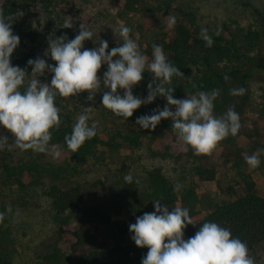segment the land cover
Wrapping results in <instances>:
<instances>
[{"label":"rangeland","instance_id":"1","mask_svg":"<svg viewBox=\"0 0 264 264\" xmlns=\"http://www.w3.org/2000/svg\"><path fill=\"white\" fill-rule=\"evenodd\" d=\"M180 4L195 13L199 29L206 28L213 34L220 32L224 24L234 29L236 25L247 27L256 18L253 9L264 14V0H53L52 9L56 14L52 16L46 14L41 2H36L29 15L37 34L35 59L39 57L55 66L56 62L45 54L49 49V40L60 36H66L67 40L74 39L81 24H85L94 33L91 40L84 41L82 51L99 47V40H106L108 45L123 42L119 34L116 36L113 31V28L120 25L132 30L130 36L136 40L140 49H147L153 44L160 45L163 40L175 35L178 25L192 26L175 10ZM248 4L253 9L245 6ZM66 24H72V27L65 28ZM248 56L252 62L241 59L236 64L243 67V73H250L251 76L243 81L240 76L231 89L243 88L245 93L230 94L231 103L226 105L227 109L234 108L240 116L241 128L232 137L244 149L252 145L264 146V72L254 67L256 55ZM31 71L28 73L31 74ZM53 75L46 71L38 79L50 84ZM87 96V92H82L66 99L58 97L57 107L60 108L61 119L70 116L74 125L84 107H92L95 110L90 114L89 124L93 120L100 121L99 130L103 131L104 139L116 135V141L121 146H99L95 150L96 154L81 166L71 156L70 150L62 149L57 144H53L55 147L51 146L47 155L38 160L40 153L16 147L12 134L0 126V136L7 137L8 145H12L10 149L7 145L0 149V213L4 217L0 220V264H63L73 242L71 236L65 237L59 233L61 220L49 206L43 192H39L40 186L21 188L4 170V164L17 168L22 164L36 162L38 170L46 169L43 171V175H46L43 180L47 184L51 181L65 187L79 186L85 193V206H99L104 215L123 223L132 217L134 204L131 203V195L135 190L141 191L147 174L153 168H160L174 181L175 186L181 185L180 189L190 184L191 173L187 166L174 159L155 155L151 133L141 129L136 122L119 120L105 114L100 100L101 91L91 101ZM187 96L191 95L177 99H186ZM131 131L139 135L134 144L125 140ZM251 135H256L254 142L250 140ZM226 139L223 144H226ZM56 152L60 153L59 156L55 155ZM225 152L223 148L216 149L207 158L208 165L215 166L220 174L219 181L203 185L206 199L213 202H230L244 194L239 176L225 162ZM230 160L232 163L235 161L234 157ZM245 167L255 184L256 194L263 197L264 171L248 165ZM129 173L133 177L132 188L124 180V176ZM33 183L40 185L35 181ZM232 187L233 195H228L227 190ZM117 212L122 215H116ZM145 212L152 213L153 210L147 207ZM112 232L109 227L99 224V230L86 233V241L91 248L120 242ZM254 259L256 264H264V243L256 248Z\"/></svg>","mask_w":264,"mask_h":264},{"label":"trees","instance_id":"2","mask_svg":"<svg viewBox=\"0 0 264 264\" xmlns=\"http://www.w3.org/2000/svg\"><path fill=\"white\" fill-rule=\"evenodd\" d=\"M36 2L43 4L46 14H49L48 16L56 14L52 9L53 0H0V12L10 19L13 34L18 35L20 39L18 47L10 57L11 64L26 69L27 72L32 70L27 63L28 60H34L36 57L37 34L34 32L32 21L29 19L32 6ZM245 6L253 9L249 4ZM175 10L185 17L192 26L178 25L175 35L160 43L170 62L184 74L181 77L174 76L171 85H166V87L170 86L175 89L173 92L175 99L184 95H195L201 91L210 92L213 89H219L220 94L214 101V114L219 117L228 111L226 105L231 103V89L237 78L241 76L243 81L251 76L250 73H243V67L237 65L236 62L241 59L252 62V58L248 55L255 54L254 67L264 72V14L253 9L256 18L247 27L236 25L234 29L231 25L224 24L219 35L208 32L214 43L211 47H207L206 42L201 38V29L196 24L195 13L188 11L181 4ZM122 43L109 44L108 51ZM140 50L151 59L152 46ZM118 58L115 57L114 59ZM105 71H107L106 64L102 65L98 72L101 79ZM226 75L229 77L227 80H225ZM143 77V80L132 89L133 95L140 99H146L148 84L154 80L153 74L148 71L143 73ZM155 86L154 83L153 87ZM105 91H110V89L102 86L101 102ZM118 91L123 95V89ZM55 103L56 105L59 104L58 97ZM166 105V98L157 96L153 102L142 104L127 120L115 116L103 106L102 109L105 114L119 120L136 122L138 117L151 115L154 110H162ZM169 107L170 110L175 111L174 106ZM61 120L62 123L59 128L51 130L52 139L49 147L57 144L66 150L68 148L64 137L71 134L73 125L70 116H63ZM171 123V119H162L155 130L151 128L141 129L151 133L152 150L155 155L174 159L177 163L187 166L191 173L190 184L179 189V191H174V181L160 168H153L147 174L141 191L135 190L131 195V203L134 204L131 210L132 217L124 223L104 215L99 206H85V193L79 186L65 187L51 181L47 184L43 180L46 176L43 175V171L46 169L38 170L39 166L36 162L22 164L17 168L3 165L7 174L21 188L25 189L32 185L40 186L39 192H43L42 194L49 202V206L61 220L59 233L65 237L69 235L73 239L70 254L63 264H141L148 248L136 246L132 239L134 233L129 231V225L134 224L137 217L143 216L147 207H150L154 212L155 200H159L162 206L167 205L169 211H172V207L175 206L185 207L189 210L193 224L187 225L184 229L185 240L194 236L203 223L216 222L222 227L229 228L233 237L245 241L250 255L255 257L256 248L264 243V196L260 197L256 194L255 184L245 167L247 163L242 154H257L261 161L257 169L264 171V153L258 151L264 149V146L252 145L249 149H244L237 145L231 135L227 137L226 144H223V141L219 144L217 149L223 148L226 151L224 153L225 162L239 176L244 194L230 202H213L206 199L203 185L204 183L219 181L218 170L215 166L208 165V155H195L190 148L185 151L184 146L173 132ZM102 132L98 128L97 135L87 140L77 152L70 151L78 165L81 166L93 157L96 154V148L99 146H121V143L116 141L118 136L111 135L110 138L104 139ZM255 137L256 135H251L250 140L254 142ZM138 138L139 135L131 131L125 140L134 144ZM47 153H40L38 160L46 156ZM231 157H234L233 163L230 160ZM34 181L40 185H35ZM133 185L134 183H130L129 186L132 188ZM232 192H234V187L227 190L228 195H233ZM205 208L207 209L206 212L203 211ZM116 215L121 216L122 214L117 212ZM72 222L75 223L74 227H72ZM99 224L102 227H109V231H113L111 234L120 242L116 241L117 243L114 244V241L113 244L105 247H89L85 237L86 233L99 230ZM108 239L110 238L108 237Z\"/></svg>","mask_w":264,"mask_h":264},{"label":"clouds","instance_id":"3","mask_svg":"<svg viewBox=\"0 0 264 264\" xmlns=\"http://www.w3.org/2000/svg\"><path fill=\"white\" fill-rule=\"evenodd\" d=\"M71 27L72 24L65 25V28ZM113 31L116 36L119 34L123 43L111 51H108L106 40H99V47L82 51L84 41L94 37L85 24L80 25L74 39L67 40L66 36L50 39L45 54L56 62L55 66L39 57L29 59L27 63L32 68L29 74L26 69L11 64L10 57L20 39L13 34L10 19L0 12V126L12 134L16 147L37 153L49 152L51 130L59 128L62 123L56 98L66 99L87 92V99L91 101L97 92L102 91V86L110 89L103 93L102 106L125 120L132 117L142 104L153 102L157 96L166 98L167 105L162 110L156 109L151 115L138 117L136 124L143 129L155 130L162 119H171L172 130L184 150L190 148L195 155H211L224 139L238 134L240 116L234 108H229L219 117L214 114V101L220 94L219 89L175 99V89L166 85H171L174 76L184 74L170 62L163 47L153 44L149 59L141 52L136 40L131 38L129 27L120 25ZM200 35L206 46L211 47L214 41L206 28L201 29ZM105 64L107 71L101 79L98 72ZM46 71L54 74L50 84L38 79ZM145 71L153 74L154 80L148 84L146 99H140L133 95L132 89L143 80ZM120 89L124 90L123 95L119 93ZM244 93L243 88L231 90L232 95ZM169 106H174L175 111ZM94 110L84 107L76 117L71 134L64 137L71 152H77L87 140L97 135L100 121L93 120L89 124ZM6 145L9 149L12 147L8 145L7 137L0 136V149ZM258 151L264 153V149ZM59 154L55 153L56 156ZM242 155L249 167L260 166L257 154ZM124 180L130 184L133 177L129 173ZM180 187L176 185L174 191H179ZM154 208V212L144 213L129 225L136 246L148 248L141 264H256L247 243L233 237L229 228L216 222H205L194 236L185 240L184 229L193 224L189 210L175 206L169 211V207L162 206L159 200L154 201ZM3 218L0 213V220Z\"/></svg>","mask_w":264,"mask_h":264}]
</instances>
